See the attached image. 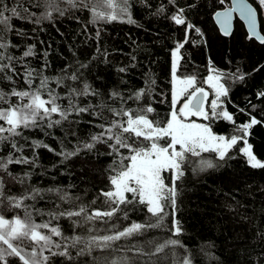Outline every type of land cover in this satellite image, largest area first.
<instances>
[{"label":"trees","instance_id":"1","mask_svg":"<svg viewBox=\"0 0 264 264\" xmlns=\"http://www.w3.org/2000/svg\"><path fill=\"white\" fill-rule=\"evenodd\" d=\"M247 1L257 10L264 36V5L261 0ZM84 2L94 5L97 0ZM56 3L63 10V15L49 9L48 0H0V11L3 5H7L9 9L15 7L20 12L19 17L12 16L11 11L4 12L5 16L11 17V31H3V26H0V35L11 45L6 52L3 49L0 52L17 58L12 62L17 73L13 75L15 84L4 80L3 74H0V90L10 92L12 87L27 89L23 75L27 66L37 72L43 68V75L53 78L49 87L59 93L62 97L59 103L64 107L68 106L66 93L69 85L79 89L87 82L98 93L76 100L80 107L93 105L89 112L79 115L73 112L68 120L51 129L46 127V122L43 130L21 129L23 135L15 137L17 146H23V153L16 152L15 156L24 155L31 159L32 140L43 141L55 152L37 148L34 164H10L9 172L23 178V183L12 180L0 171L5 181V195H20L32 187L41 190L58 188L72 198L71 202L62 201L56 192L42 191L35 200H26L25 204L32 211L36 223L49 220L48 212L69 208L77 210L81 204L86 206L89 214L97 209L105 210L101 193L112 187L109 176L113 173L109 165L115 159L114 156L106 155L107 146L97 144L91 151L82 149L78 155L67 160L56 153L62 147L63 150L71 151L78 143L88 141L91 134L100 131L96 125L103 120L93 115V111H101L98 107L101 102L110 107L123 106L134 110L151 105L155 111L149 114V118L166 121L171 111V93L175 86L171 53L178 42H183L187 24L194 25L200 31L193 29L187 33L189 42L179 51L177 77L194 76L195 86L208 90V77L211 74L218 75L228 89L222 108L233 115L235 125L250 122V117L261 121L249 129L246 139L252 145V152L257 159L264 161V97L260 96L264 92V44L251 39L240 20L236 21L231 36L221 35L214 15L229 7L231 0H175V3L172 0H129L131 18L135 23L119 19L110 23H92L90 8L73 7L67 0H56ZM79 3L80 0H77ZM116 3L121 5L122 0H116ZM179 8L184 9L185 25H177L171 18ZM48 11L52 12V18L44 19ZM97 11H108L102 0ZM33 13L34 16L31 15ZM37 19L39 23L35 22ZM98 30L99 39L96 37ZM29 46H34L35 54L20 60ZM98 47L100 53L97 52ZM104 52L107 53L106 62L101 54ZM122 67L126 69L125 72L118 71ZM238 73L245 75L242 81L232 78ZM72 74L78 76L77 81L66 78ZM56 78L62 79L61 86H57ZM150 81L154 83L149 88ZM38 84L37 77L32 87ZM140 89H145V96L141 100L129 99ZM113 91L122 94L126 101L123 105L120 100L111 97ZM43 96L47 99V93ZM18 102L16 97H11V103ZM7 106L0 102V107ZM102 116L109 120L113 118L107 107L103 109ZM59 118L53 114L54 120ZM190 119L198 118L193 116ZM198 121L210 124L217 134L227 137L234 134L235 125L230 121ZM159 143L165 145L167 140L162 139ZM244 146V141L239 140L223 160L217 159L215 153H202L203 158L213 159L217 165L202 172L195 170L200 158L190 157V162L184 166V177L177 181L179 195L175 211L170 207L165 209L168 215L161 228L148 229L142 235L118 241L110 249L94 247L90 254L83 256L77 255L78 248H70L71 260L54 256L49 264H112V261L124 257L131 264H176L177 259L185 255L191 257L192 264H264V168H253L248 164L247 157L240 151ZM12 151L9 142L0 144V157H6ZM121 151L128 155L126 149ZM26 173H30V176H26ZM164 174L166 183L170 185L171 173ZM128 198L132 199L131 194H128ZM120 207L122 211L107 224L101 220L95 222L94 227L98 232H92L93 226L89 225L73 226V220H82L83 217L72 220L61 217L53 220L52 224L58 225L66 237H87L90 234H110L106 229H110L113 224L123 229L133 222H154L151 214L139 203ZM6 209L7 202L0 204V214L6 218L17 214L23 217V209ZM41 211L44 215L40 214ZM124 212L127 213V219L123 217ZM174 221H179L182 228L178 237L170 231ZM169 238L179 239L183 248L169 246L164 252L153 253L151 260L138 255L134 248L129 251L130 245L139 244L147 252L152 247L149 242H163ZM53 239L62 243L59 237ZM44 255L49 253L45 252ZM10 264L21 262L15 260L10 261Z\"/></svg>","mask_w":264,"mask_h":264},{"label":"snow or ice","instance_id":"2","mask_svg":"<svg viewBox=\"0 0 264 264\" xmlns=\"http://www.w3.org/2000/svg\"><path fill=\"white\" fill-rule=\"evenodd\" d=\"M103 5L108 11H97L100 0L94 5H89L80 0H67V3L73 7L90 8L92 15V23L104 21L110 23L112 21L121 20L127 23H135L131 18L129 0H122V4L118 5L116 0H102ZM175 3V0H172ZM234 4H238V9L233 7L224 13H217V18L222 26L225 34L229 31L231 12L239 10L241 17L245 18L249 24V31L253 36H257L264 42V36H258L256 31V20L254 10L247 5L244 0H233ZM264 5V0H261ZM47 7L54 9L63 15V10L60 9L56 0H48ZM5 11H11L12 16L19 17L20 12L17 8L9 9L7 5H3V10L0 11V26H3V31H11V17L5 16ZM27 11V9H25ZM162 12L163 9L161 8ZM184 9L179 8L178 11L172 15V20L177 25H185ZM34 16L35 14H31ZM222 17V19H221ZM29 19L31 17H21ZM44 19H51L52 12L48 11ZM39 23V19L35 20ZM199 32L194 25H186V34L183 42H178L171 55L172 61V77L174 81L178 80L179 87H173L171 93V111L169 118L166 121H158L150 119L149 114L154 113L155 109L151 105H144L137 109L125 108L123 106L116 108L105 105L101 102L98 107L100 112L93 111V115L102 118L103 122L97 124L96 127L100 129L98 133L91 134L90 139L83 143H78L71 151L62 150L56 155L67 160L75 155H78L82 149L91 151L97 144H104L108 151L106 155L114 156L112 164L109 168L112 175L109 176V182L112 186L110 190L102 191L104 197L103 203L105 210L99 209L88 213L85 205L81 204L77 210L73 208L58 210L55 212H48L49 220L43 223H36L33 220L32 211L29 206L25 204L26 200H35L41 195L42 191L56 192L59 194V199L62 201L71 202L72 198L67 193H63L61 189H46L28 188L20 195H5V181L4 177L0 176V204L7 202L8 209H23V217L19 214L6 218L5 215L0 214V264H10V261L18 260L21 264H49V261L54 256L66 257L72 259L70 248H78L77 255L83 256L90 254L93 248L110 249L113 245L121 240H129L133 236L142 235L148 229L161 228L168 213L166 208H172L173 212L176 208V200L179 195L177 189V181L181 180L185 175L184 166L190 162V157H197L199 163L196 165L197 171H205L213 169L217 165L213 159H205L202 153H215L216 158L223 160L228 154L229 150L237 145L239 140L244 141V147L240 151L247 157L248 164L253 168H264L262 163L252 152V145L247 143L246 136L249 129L261 123L255 117H250V122L235 125L233 115L225 108H222L223 101L221 97H226L228 89L224 84L219 83L218 79L213 76L208 77V82L212 83L214 89V98L208 103L209 92L204 87L195 86L196 78L188 76L185 78L177 77V60L180 49L189 42L187 33L190 30ZM23 35L22 32H18ZM100 31L96 33L99 39ZM10 43L4 41V36L0 35V49L6 50L10 47ZM97 52L100 53L99 47ZM34 46H29L19 58L23 60L26 57L33 56ZM107 61V53H101ZM17 59L13 56H6L4 52H0V74H3L4 80L15 84L13 75H16V68L13 66V61ZM47 64L44 65V68ZM86 67V65H81ZM118 71L125 72V68H119ZM11 73V74H10ZM25 83L28 88L25 90H17L12 87L10 92L0 90V102L7 104V107H0V144L6 141L10 143L13 150L6 157H0V171L6 173L12 180L23 183V178L13 176L8 170L10 164H34L37 159L35 149L46 148L48 151L55 152L49 145L41 140H32L31 146L33 148V156L31 159L24 155L15 156L14 153H23V146H17L15 137L22 136L21 129L44 128V122L48 129L56 125H60L62 121L68 120L69 116L75 112L77 115L86 113L93 109V105L88 104L85 107H80L76 102L81 96H96L98 93L90 84L84 82L82 87L68 86L66 97L68 99V106H62L59 101L62 97L54 89L49 87L53 78L43 75V68L37 72L35 69L25 66L23 73ZM222 75V74H221ZM39 78V84L33 88L32 85L35 80ZM71 81H77L78 76L72 74L66 77ZM233 79L243 80L245 75L242 73L234 74ZM57 86L62 85V79L56 78ZM154 81L149 82V88ZM191 89V90H190ZM47 93V99L43 94ZM145 96V89H140L129 99L136 101L141 100ZM264 97V92L260 93ZM11 97H16L19 101L16 104L11 103ZM113 99H118L123 105L126 101L121 93L113 91L111 93ZM186 97V98H185ZM183 99L182 105L177 109V104ZM107 107V110L112 115V119L102 116V111ZM218 109H220L218 111ZM243 111V110H241ZM53 114L58 115L59 119H53ZM202 117L203 120L209 121L211 119H223L230 121L235 125L234 134L229 138L224 135H217L212 131L210 124L197 123L195 121H188L189 117ZM5 133L7 135H5ZM27 140V137H24ZM166 139L167 143L161 145L160 140ZM126 149L128 155H125L121 150ZM127 161V163H125ZM165 172L171 173L170 185L165 182ZM30 176V173H26ZM131 194L132 199L128 198ZM132 203H139L146 208V211L154 218V222L149 223H135L131 226L121 229L118 225L113 224L110 229H106L110 234H95L87 237L75 235L66 237L59 228L53 226L52 221L58 220L61 217H66L70 220L73 218L83 217L82 220H73L74 227H84L85 225L93 226L92 232L99 230L94 227L97 220L108 223L118 212H121V205H128ZM41 215L44 213L41 211ZM124 219H127V213H123ZM107 218V219H105ZM88 230L87 228L85 229ZM175 236L182 233L179 221L173 222V228L170 229ZM53 237H59L62 241L57 242ZM152 247L145 251V247L139 244L130 245L129 251L133 248L138 255L147 256L149 260L153 253L164 252L166 248L180 247L183 245L179 239L169 238L163 242H149ZM83 245L82 247H79ZM56 249V251H53ZM48 252L49 255H44ZM112 264H131L126 258L112 261ZM176 264H192L190 256L185 255L179 258Z\"/></svg>","mask_w":264,"mask_h":264},{"label":"water","instance_id":"3","mask_svg":"<svg viewBox=\"0 0 264 264\" xmlns=\"http://www.w3.org/2000/svg\"><path fill=\"white\" fill-rule=\"evenodd\" d=\"M244 2L247 5H249L254 10L257 34H258V36H263V34L261 33V29H260L259 15L257 13V10L247 0H244ZM233 7H236L238 9L239 5L238 4H234L233 0H231V4H230L229 7L225 8L224 10L218 11L217 13H224L226 11H229ZM217 13L214 15V21H215L216 26L218 27V29H219V31H220L222 36H224V37L231 36L233 34V32H234L236 21L240 20L243 23V25L245 26L250 38L251 39H255L260 44H264V42H262L260 39H258L257 36H253L252 33L249 31L248 21L245 18L241 17V14H240L239 10L231 12L230 26H229V31H228L227 34H225V32L222 29V26H221V24L219 22V19L217 18ZM221 19H222V17H221Z\"/></svg>","mask_w":264,"mask_h":264},{"label":"rangeland","instance_id":"4","mask_svg":"<svg viewBox=\"0 0 264 264\" xmlns=\"http://www.w3.org/2000/svg\"><path fill=\"white\" fill-rule=\"evenodd\" d=\"M178 57H179V58H178V60H177V68H178V64H179V61H180V54H178ZM210 76H213L214 78L218 79L219 83H221V81H220L218 75L211 74ZM180 78H181V77H180ZM174 84H175V87H177V88L180 86L178 80L174 81ZM207 85L209 86L210 89L206 90V91L209 92L208 103H206V106H205L206 109H208V105L210 104L211 100L214 98V95H213L214 89L212 88V83H211V82H208V79H207ZM190 90H191V89H190ZM185 98H186V97H185ZM223 98H224V97H221V100H222V101H223ZM182 103H183V99H181L180 103L177 104V106H176L177 109H179V107L182 105ZM194 117H195V116H194ZM190 118H191V117L188 118V121H187V122L195 121V122H197V123H204V122H202V121H198V119L203 120L202 117H196V118H198L197 120H191ZM212 131H213V130H212ZM213 132H214V131H213ZM214 133H215V132H214ZM215 134H217V133H215ZM217 135H221V134H217ZM224 136H225L226 138H229V137H227L226 135H224ZM262 163H264V161H263ZM164 176H165V174H164ZM165 182H166V180H165Z\"/></svg>","mask_w":264,"mask_h":264}]
</instances>
